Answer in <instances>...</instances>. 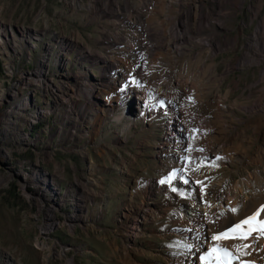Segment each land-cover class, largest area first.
<instances>
[{
  "label": "rangeland",
  "instance_id": "obj_1",
  "mask_svg": "<svg viewBox=\"0 0 264 264\" xmlns=\"http://www.w3.org/2000/svg\"><path fill=\"white\" fill-rule=\"evenodd\" d=\"M262 205L264 0H0V264H264Z\"/></svg>",
  "mask_w": 264,
  "mask_h": 264
},
{
  "label": "snow or ice",
  "instance_id": "obj_2",
  "mask_svg": "<svg viewBox=\"0 0 264 264\" xmlns=\"http://www.w3.org/2000/svg\"><path fill=\"white\" fill-rule=\"evenodd\" d=\"M190 151V150H189ZM202 151V149H201ZM216 160L223 159L222 157H216ZM191 161L189 160V163ZM211 167H217L216 164H210ZM176 176V172H173L171 176H169L165 180H161L160 183H171V180ZM185 183L188 181L185 180ZM203 187V185H202ZM176 189L173 188V191ZM231 211L236 212L237 209H232ZM264 214V205H262L259 209H257L253 214L247 216L242 219L239 223L231 226L230 228L224 230L223 232L215 235L212 239L214 241H223L228 239H240L247 240L252 233H258V237H264V219H261V215ZM250 245L238 246L237 251H240L241 254H245L241 249L248 248ZM203 264H231L233 259V253L223 247H213L211 252L207 253V255L200 257Z\"/></svg>",
  "mask_w": 264,
  "mask_h": 264
},
{
  "label": "bare ground",
  "instance_id": "obj_3",
  "mask_svg": "<svg viewBox=\"0 0 264 264\" xmlns=\"http://www.w3.org/2000/svg\"><path fill=\"white\" fill-rule=\"evenodd\" d=\"M203 22H204V16L203 14H201V12H199L198 15L194 19L188 13L186 17L182 20V22L176 26V30H178V28L180 29V34L178 33L179 36H174L173 41L170 42L169 45L173 46V45H178L181 42H185L187 40V35H186L187 33L185 31L190 30L192 26L196 29L195 30L196 32H200ZM104 64L107 65L108 61H105ZM93 88H95L94 85H92V87L90 86V90H92ZM133 99L135 101L134 104L136 106H141V104L145 100V95L141 93H135ZM189 215L191 218L192 215L191 214ZM149 216L150 214L145 212L141 215L140 219H143V221H146L149 218ZM137 219L139 220V218ZM263 263H264V256H263Z\"/></svg>",
  "mask_w": 264,
  "mask_h": 264
}]
</instances>
